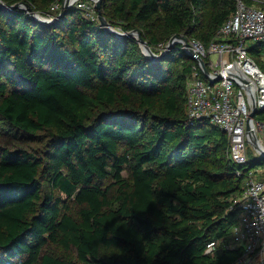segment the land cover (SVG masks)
Returning a JSON list of instances; mask_svg holds the SVG:
<instances>
[{"label": "trees", "instance_id": "trees-1", "mask_svg": "<svg viewBox=\"0 0 264 264\" xmlns=\"http://www.w3.org/2000/svg\"><path fill=\"white\" fill-rule=\"evenodd\" d=\"M0 1L47 17L62 4ZM235 8L236 0L101 3L110 25L138 30L157 55L174 35L209 44ZM262 47L249 53L264 71ZM194 70L178 42L153 60L75 4L48 24L0 9V122L39 144L0 145V264H235L241 248L210 255L206 244L231 240L232 200L247 172L264 166V151L237 163L225 131L188 120Z\"/></svg>", "mask_w": 264, "mask_h": 264}, {"label": "built area", "instance_id": "built-area-1", "mask_svg": "<svg viewBox=\"0 0 264 264\" xmlns=\"http://www.w3.org/2000/svg\"><path fill=\"white\" fill-rule=\"evenodd\" d=\"M75 5L93 16L88 2L77 0ZM57 9L58 2L51 6V10ZM178 43L186 54L188 43L195 55L204 60L210 79L220 76L210 83L199 65L194 70L185 85L188 120L204 119L225 131L228 155L237 163L247 161V146L255 154L264 151V120L257 117L258 111L264 110V71L249 53L252 44L264 46V0H236L234 12L209 44L196 39H181ZM212 54L216 55L215 60L211 59ZM253 108L257 113L250 120L251 136L258 137L257 145L246 133V122ZM259 172L258 168L247 172L243 191L232 200V207L237 209V223L232 228L231 240H210L206 253L214 255L223 248H241L242 254L235 264H264V176L260 177Z\"/></svg>", "mask_w": 264, "mask_h": 264}, {"label": "water", "instance_id": "water-1", "mask_svg": "<svg viewBox=\"0 0 264 264\" xmlns=\"http://www.w3.org/2000/svg\"><path fill=\"white\" fill-rule=\"evenodd\" d=\"M75 1L76 0H72V1L71 0H63L61 7H60V10L55 17H47V16H45V15H43L37 11H34L29 4L23 3V2H17V3H14L12 5H5L2 2H0V9L9 11V10L17 9V8H22V9L26 10V12L32 18L48 24V23H55L58 20H60L66 14L67 10L72 6V4ZM101 3H102V0H94V5H93L94 9L97 11V19L99 21L100 26L105 28L107 31L112 32L114 35H118L121 37H134V38H136V40L140 44L142 52L148 58H151L153 60L161 59L166 53H168V51L171 49V47L174 43L179 42V40H181V39L186 41V38L183 35H174L169 39V42L164 49L165 50L164 53H160L159 55H157L151 50V48L149 47L147 42L141 37V34L138 30L134 29V30L127 31V32H121L120 30H118L115 27H113L112 25H110L109 22L106 21V19L104 18L103 14H102ZM185 47H186L187 54L191 58L196 60L197 64L202 69L204 77L209 79L210 83H214L215 81L220 79V76H217L214 79H210L208 76V69L206 68L204 60H202L197 55H195L194 51L189 47L188 43H186ZM256 113H257V110L255 108H253L251 110L249 117L247 119V122H246V133L249 136H251V133L253 134V130L250 126V120L254 117V115ZM251 138H252V143L255 145L257 140H258V137L255 135L253 137L251 136ZM260 151L262 152V150H260Z\"/></svg>", "mask_w": 264, "mask_h": 264}, {"label": "rangeland", "instance_id": "rangeland-1", "mask_svg": "<svg viewBox=\"0 0 264 264\" xmlns=\"http://www.w3.org/2000/svg\"><path fill=\"white\" fill-rule=\"evenodd\" d=\"M85 1L88 2L90 4V6L92 7V9L94 10V12H92L91 14L94 15L95 17H97V15L95 13L94 6H93L94 5V0H85ZM73 4H75V2ZM60 7H61V5L59 6V9H60ZM118 30H120V29H118ZM167 42H169V41H167ZM176 43H174V44H176ZM261 50H262L261 51V53H262L261 55L264 56V47H262ZM211 59L215 60L216 59V55L212 54L211 55ZM263 59H264V57H263ZM263 142H264V140H263ZM3 144L12 145V146L13 145H21V146H30V147H32V146L36 147V146L39 145L34 140L23 139V138H20L19 136H16V138H15L13 133L9 129H7V127L5 125H3L0 122V145H3ZM247 151L251 152L250 151V147H248V146H247ZM258 169L264 170V166L263 167L258 166ZM78 208H79V206L76 203H74V202L70 203V210H71L72 213H76ZM77 264H80V262L77 261Z\"/></svg>", "mask_w": 264, "mask_h": 264}, {"label": "crops", "instance_id": "crops-1", "mask_svg": "<svg viewBox=\"0 0 264 264\" xmlns=\"http://www.w3.org/2000/svg\"><path fill=\"white\" fill-rule=\"evenodd\" d=\"M259 174L261 175L260 177L264 176V170H260Z\"/></svg>", "mask_w": 264, "mask_h": 264}, {"label": "bare ground", "instance_id": "bare-ground-1", "mask_svg": "<svg viewBox=\"0 0 264 264\" xmlns=\"http://www.w3.org/2000/svg\"><path fill=\"white\" fill-rule=\"evenodd\" d=\"M72 1V0H71ZM264 146V145H263ZM264 149V148H263Z\"/></svg>", "mask_w": 264, "mask_h": 264}]
</instances>
